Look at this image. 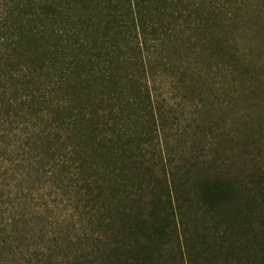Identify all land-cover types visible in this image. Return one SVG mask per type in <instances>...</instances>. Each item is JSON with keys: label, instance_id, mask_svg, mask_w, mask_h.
<instances>
[{"label": "trees", "instance_id": "obj_1", "mask_svg": "<svg viewBox=\"0 0 264 264\" xmlns=\"http://www.w3.org/2000/svg\"><path fill=\"white\" fill-rule=\"evenodd\" d=\"M0 264H264V0H0Z\"/></svg>", "mask_w": 264, "mask_h": 264}]
</instances>
